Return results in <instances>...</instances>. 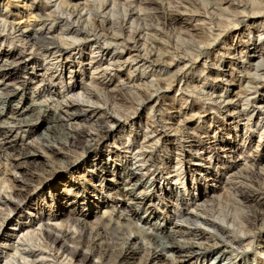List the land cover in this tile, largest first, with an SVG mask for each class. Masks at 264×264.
<instances>
[{
    "label": "rangeland",
    "instance_id": "374dc122",
    "mask_svg": "<svg viewBox=\"0 0 264 264\" xmlns=\"http://www.w3.org/2000/svg\"><path fill=\"white\" fill-rule=\"evenodd\" d=\"M129 10L141 19L131 24L143 29L139 52L130 49L132 43L97 52L95 38L79 40V34L71 41L72 28L100 13L125 20L127 37ZM170 11L178 14L169 18ZM77 15L80 23L72 24ZM37 31L73 43L63 46L62 67L56 66L57 54L44 59L25 48L21 32ZM11 54L28 65L7 59ZM116 55L121 58L112 63ZM129 57L135 61L123 63ZM258 63L264 64V0H0V123L3 133L13 127L8 140L15 139L0 152V182L12 179L14 186H0V264H22L23 256V264H82L83 255L89 257L85 264H223L230 254L236 264H264V206L247 183L233 177L245 169L262 172L260 180L251 178L264 198V82L247 84L249 75L264 80L254 69ZM73 100L78 118L62 124L93 135L108 127L100 142L74 152L63 146L65 127H51V119L65 118L63 105ZM18 101L20 113L33 103L24 111L33 126H13ZM42 132L62 141L60 153L43 147ZM24 147L36 156L34 163L10 172L14 162L7 154L16 156ZM129 171L136 177L128 180ZM135 180L143 183L133 195L147 199L131 215L121 206L130 201L121 189ZM255 211L261 222L252 221ZM186 213L214 225L186 221ZM49 226L60 238L56 246L40 234ZM30 233L40 248L24 242ZM172 235L182 245L207 248L205 258L158 256L157 241L169 242ZM66 244L76 257L60 252ZM16 247L29 255L16 253ZM222 251L231 253L220 259Z\"/></svg>",
    "mask_w": 264,
    "mask_h": 264
},
{
    "label": "bare ground",
    "instance_id": "6f19581e",
    "mask_svg": "<svg viewBox=\"0 0 264 264\" xmlns=\"http://www.w3.org/2000/svg\"><path fill=\"white\" fill-rule=\"evenodd\" d=\"M148 3V2H147ZM147 5V4H146ZM150 5V4H149ZM100 6L101 7H105V8H107V6H106V3H100ZM111 6H113V5H111ZM57 8H58V6H57ZM105 8H104V10H105ZM146 9L148 10L149 8H147L146 7ZM158 9V8H157ZM97 10V9H96ZM103 10V11H104ZM130 10H132V9H130ZM128 11V14H127V12L126 11H124V17L125 18H127V20H130V25L134 22V21H141V19H139L140 17H138V15L136 16V12L134 13L133 11L131 12V11ZM68 11H70V10H68ZM71 11H73V10H71ZM70 11V12H71ZM77 11V10H76ZM92 11V10H91ZM94 11V10H93ZM92 11V12H93ZM102 11V13H104ZM173 11V10H172ZM172 11H170V13H168V17L169 18H173V17H175L178 13H177V11L175 12H172ZM66 12V11H65ZM167 13V12H166ZM73 14V13H72ZM71 14V15H72ZM78 14V13H77ZM101 14V13H100ZM100 14H98V15H95L93 18H92V21H89V22H85L84 23V21H83V23L81 24V27L82 28H79V29H71L69 32H72V34H73V36H71V41H76V40H78V37H77V35L79 34V36H81V38H79V40L80 39H82V40H84V39H88L90 36L91 37H94L95 38V40L97 41L95 44L97 45L96 47L98 48V51L97 52H102V53H104V52H107L106 50H103V48L104 47H109V46H114L116 49H121L122 48V46L123 47H126L127 45H128V43H132V46L130 47V49H135V52H139L138 50H137V44L138 43H140V42H142V39H143V29H140V27L141 26H139V27H135V28H131L132 27V25L127 29V31H126V33H127V37L125 36V34H124V31L126 30H123V28H124V23H125V20H124V22L121 20H116V19H111L110 17H107L106 15H100ZM131 14V15H130ZM148 14V13H147ZM145 15V14H144ZM143 15V16H144ZM146 16V15H145ZM144 16V17H145ZM148 16H150V15H148ZM147 16V17H148ZM66 17V16H65ZM78 17V15L76 16V18ZM133 17V18H132ZM142 17V16H141ZM144 17H142V18H144ZM147 17H145V18H147ZM67 18V17H66ZM65 18V19H66ZM75 18V20L73 19V21L74 22H72V24L73 23H77V25H78V23H80V20H81V18L80 17H78L77 19ZM152 19V18H151ZM165 19V18H164ZM170 20V19H169ZM68 20H66V22H67ZM72 21V20H71ZM143 21V20H142ZM147 21V20H146ZM64 22V21H63ZM128 22V21H127ZM129 23V22H128ZM135 23V22H134ZM65 24H68V23H65ZM64 24V25H65ZM84 24V25H83ZM140 24H141V22H140ZM83 25V26H82ZM66 26V25H65ZM70 26V25H69ZM90 26V27H89ZM136 26H138V25H136ZM142 26H144L145 27V25H142ZM147 27V26H146ZM11 28V27H10ZM65 28V27H64ZM70 28V27H69ZM114 31H117L118 33L117 34H119V35H117V34H114V33H116V32H114ZM147 31H152V29H148ZM146 31V32H147ZM63 34H65V33H63ZM122 34H124V36L127 38H124L125 40H121L122 39V37H121V35ZM147 34V33H146ZM152 34V33H151ZM147 36V35H146ZM21 37H23V40L25 41V48L27 47V49L28 50H30V51H33V53L34 54H36V55H39V56H41V57H43L44 59H46V58H49L50 56H54V55H56L57 54V57L56 58H54V59H58L57 60V64H56V66L57 67H62V60L64 59V55H65V52H66V49L65 48H63V46H66V47H68V48H70L71 46H72V44L73 43H67V42H65V41H63V35L62 36H60L59 38H53L51 35L49 36V37H47V36H45V35H43V33L42 32H33L32 34H25L24 32H21ZM67 39V38H66ZM22 40V39H21ZM150 40V39H149ZM145 42V41H144ZM157 44V43H156ZM141 45V44H140ZM151 45H152V49L150 50V52L148 53V55H147V60H150L151 59V53L153 52V41H152V39H151ZM139 47V46H138ZM142 47V46H141ZM129 48V47H128ZM107 49V48H106ZM24 50V49H23ZM129 50V49H128ZM141 51V50H140ZM142 51H143V49H142ZM137 54V53H136ZM105 55H107L106 53L105 54H103V56H105ZM141 56V55H140ZM146 57V56H145ZM6 58L7 59H11V61L12 60H18L22 65H24V67H26L27 65H28V63L26 62V60H22V59H20L19 58V56H17V55H7L6 56ZM120 58H121V56L119 57V55H116V56H113L112 58H110L109 60L112 62V63H117L118 62V60H120ZM17 61V62H18ZM93 61V60H92ZM129 61H131V62H133V61H135V59H134V57H129L128 59H126L125 61H123V63H127V62H129ZM100 62L101 61H96V62H94L93 61V65H97L98 67L100 66ZM8 63H9V61H8ZM108 63H110V62H108ZM119 63H121L120 61H119ZM163 64V63H162ZM7 65V64H6ZM5 65V66H6ZM92 65V64H91ZM111 65V64H110ZM113 65V64H112ZM116 65V64H115ZM4 66V65H3ZM130 66V65H129ZM151 66V64H149L148 65V67H150ZM8 67V66H7ZM147 67V68H148ZM152 67V66H151ZM92 68H94V67H92ZM256 71H262V73L264 74V64L263 63H258V64H256V66H255V68H254ZM101 70H103V69H101ZM262 73H261V75H262ZM254 75V74H253ZM247 76V75H246ZM249 76H251V77H247V78H249L248 79V81H247V84H255V85H257V84H259L260 82H264V80H262V78L263 77H261V76H259V75H257V76H252V75H249ZM253 77V78H252ZM244 80V79H243ZM2 82V81H1ZM23 85H24V83H22ZM245 84H246V82H245ZM3 86H4V88L3 89H5L6 87H8V84H2ZM9 85H11V84H9ZM245 87H246V85H245ZM248 87V86H247ZM249 88V87H248ZM14 89V88H13ZM98 89V88H97ZM245 89V88H244ZM8 90V89H7ZM9 91H11V90H9ZM98 93V92H97ZM101 93V92H100ZM99 93V94H100ZM247 93V92H246ZM4 94V93H3ZM8 94V93H7ZM19 94V92H18V90L17 91H14V92H11V94H8L6 97H5V101H3V102H8V101H11L12 99H14L17 95ZM104 95V94H103ZM2 96V95H1ZM4 97V96H3ZM22 97V96H21ZM245 97H246V95H245ZM21 100V99H20ZM244 100H246V101H248L247 99H245L244 98ZM76 102V101H75ZM78 102V101H77ZM32 103V102H31ZM19 104H21V101H18L16 104H14L15 105V107H13V110H12V116L10 117V119L13 121V123L12 124H14L13 126H21V127H30V126H33L34 124H35V122L34 123H32V121H31V118L29 119L28 118V116L30 117V114L29 115H25V112L24 111H29V110H31V107H33V103L32 104H30V105H28L27 107H26V109L24 110V111H22L21 113L19 112V109L20 108H18V105ZM36 105V104H35ZM64 106V109H65V118H63V117H55L53 120L51 119V122H53V125L51 126V127H58V126H60V127H65V133H66V143H64V147L66 148V150H75L77 147H78V149L79 148H81L82 150L83 149H86V148H90V147H93L92 146V142H100L102 139H103V137H102V135L103 134H105V132L104 131H108V129H106V128H108V127H102V128H100V130H99V134H97V135H93L91 132H90V130H86V129H83V128H75V127H71V128H69V127H67L66 126V124H62L63 122H65L64 121V119H66V121H70V120H77V116H75L73 113H72V111L74 110V108H75V103H74V100H73V102L71 101V102H67L66 104H64L63 105ZM30 107V108H29ZM33 111V110H32ZM41 112V110H39L38 111V113H40ZM244 112V111H243ZM34 113V112H33ZM32 113V114H33ZM1 116H2V114L0 113V119H1ZM37 118V117H36ZM53 118V117H52ZM33 120V119H32ZM37 120V119H36ZM113 120H114V118H113ZM249 120V119H248ZM50 121V120H49ZM3 123H4V121H3ZM74 123V122H73ZM57 124H59L58 126H57ZM114 124V123H113ZM3 124H1L0 123V136L2 137V141L4 142L3 144H0V152H2V151H4L5 149H7V147H8V145L9 144H11L12 143V141L13 140H15V139H13V140H8V135L11 133V131H12V128L13 127H10V126H8L5 130V132L3 133L1 130H2V127H4V126H2ZM85 128V127H84ZM55 129V128H54ZM60 129V128H59ZM105 129V130H104ZM51 130V129H50ZM53 130V129H52ZM47 131H48V128H47ZM55 131V130H54ZM61 132H62V130H60ZM51 132V131H50ZM59 132V131H58ZM55 133V132H54ZM64 133V134H65ZM60 134V133H59ZM41 135H42V141L44 140L46 143H45V146H44V144H43V147L45 148V149H47L49 152H55V153H60V150H62V147H61V145H62V141L60 142V141H56V140H54V139H51L52 137L50 136V133L48 134V133H45V132H42L41 133ZM52 135V134H51ZM54 136V135H53ZM51 139V140H50ZM59 139V138H58ZM88 139L90 140V141H88ZM83 141H85V143L83 144ZM55 142V143H54ZM60 145H58V144ZM93 143V144H94ZM66 144V145H65ZM10 146V145H9ZM56 146L57 147H60L59 149H56ZM20 150V149H19ZM74 150H73V152H74ZM88 150V149H87ZM62 154V153H61ZM66 154V153H65ZM8 155V156H7ZM6 156L8 157V159H7V161H9V160H11L12 162H14V164H12V169H9V171L11 172L12 170H14L15 168L16 169H18V168H20L21 167V165H22V163H24V164H30L31 162H33L34 163V161H35V155H34V153H32V152H30V149L29 148H27V147H24V148H22V150H20V151H18V153H17V155L16 156H11L10 154H7ZM63 155V154H62ZM67 155V154H66ZM32 164V163H31ZM66 164H67V162H66ZM9 165V164H8ZM68 165V164H67ZM10 166V165H9ZM49 167V166H48ZM10 168V167H9ZM45 171L47 172V173H50L51 171H50V169L48 170V169H45ZM10 172H9V175H11L10 174ZM7 173H8V171H7ZM109 172H107V174H108ZM32 176V175H31ZM126 176V175H125ZM254 176V177H253ZM136 176H135V173H133V172H131V171H129V172H127V178H128V180H131V179H133V178H135ZM234 179L238 182V183H242L243 185L245 184V183H247V185H245V186H248V187H251V190H249V193L250 194H252L253 196H255V197H257V198H259V200H261V203H260V205H258L259 207L260 206H264V198H262V199H260L261 198V196H260V194H258V190H256V189H253V187L255 186V183L256 182H252V178L254 179V180H260L261 179V177L263 178V176H262V172L260 173V172H257V173H255V172H251V171H249L248 169H245L243 172H239V173H237V174H234ZM252 177V178H251ZM13 180H14V178H13ZM11 181H12V179H11ZM9 179H6V180H1V182H0V186H2V188H3V186L4 185H6L7 186V188L6 189H8V190H10V191H12V190H14V186H12L11 184H12V182H11ZM235 181V182H236ZM14 183V182H13ZM143 182H142V180H135V182L134 183H132L129 187H125V188H122L121 189V191H122V194L124 195V196H127V197H129L128 199L130 200L128 203H127V205L125 204L124 205V203H123V205H122V203H121V206H125V210H128V212L129 213H131V215H135V213H136V210H138V209H140L141 207H143L144 206V204H145V201H146V197H143V198H140V197H138V196H134L133 195V191H134V189H135V187L137 186V185H141ZM257 186V185H256ZM123 187V186H122ZM247 187V188H248ZM141 193H142V191H141ZM238 193V192H237ZM240 193V192H239ZM260 193L262 194V192L260 191ZM144 194V193H143ZM234 194H236V193H234ZM141 195V194H140ZM8 196H12V195H8ZM236 196L237 197H239L240 198V200H245L246 199V197H244L241 193L239 194V195H237L236 194ZM262 196H264V194H262ZM248 197V196H247ZM1 198V197H0ZM2 199V198H1ZM125 201V200H124ZM9 202H10V200H9ZM9 202H5L6 204H7V208H9V210H12V206L10 205V203ZM242 202V201H241ZM4 203V204H5ZM258 210V209H257ZM206 211V210H205ZM259 211H260V209H259ZM256 212V211H255ZM261 212V211H260ZM262 213V212H261ZM189 214V215H188ZM122 216H123V218L126 220H129V217H125V216H128V215H123L122 214ZM262 215L257 211L256 213H254V215H252L251 217H252V221L253 222H261V220H262V217H261ZM250 217V218H251ZM201 220V222H203V223H206V224H210V225H214L213 223H211L209 220H207L206 218L205 219H201L200 217H198V216H196V214H191L190 215V213H186V216H185V220L186 221H196V220ZM262 221H264V220H262ZM80 223V222H79ZM84 225V224H83ZM217 226V225H216ZM215 226V227H216ZM81 227H82V225H81ZM82 228H84V227H82ZM216 228H219L218 226L216 227ZM221 228V227H220ZM55 228H50V226H49V229H41V231H40V234H41V236L45 239V240H47V242H51V244L52 245H54V246H56V245H58L59 243H60V238H59V236H57L56 235V231L54 230ZM60 230V229H59ZM81 230V229H80ZM79 230V231H80ZM241 230V229H240ZM82 231V230H81ZM142 231H143V233H145V230L142 228ZM59 232V231H58ZM65 232V231H64ZM147 233V232H146ZM182 233V232H181ZM60 234H62V233H60ZM148 234V233H147ZM147 234H144L145 235V237H149V236H147ZM152 234V233H151ZM66 235V234H65ZM64 235V236H65ZM154 235V234H153ZM156 235V234H155ZM243 235H244V233H243ZM171 236V235H170ZM201 236V235H200ZM35 236H34V234L33 233H30L29 235H28V238L26 239V241H24V242H26V243H29L30 241H31V244L29 245V244H27L28 246H29V248H40V246L38 245V244H35L36 242L35 241H37L36 239L37 238H34ZM66 238H68L67 237V235L65 236ZM80 237H82V235L80 236ZM169 237V236H168ZM61 238H63V237H61ZM75 238V237H74ZM135 238V237H134ZM69 239V238H68ZM81 239V238H80ZM83 239V238H82ZM81 239V240H82ZM155 239V238H154ZM80 240V241H81ZM147 240L148 241H150V242H152L153 241V239L150 237V238H147ZM231 240V242H233L234 243V239L232 240V239H230ZM73 241V240H72ZM71 241V242H72ZM238 241V240H237ZM46 242V241H45ZM74 242H75V240H74ZM155 242V241H154ZM158 242V244H157V247L159 248V250H160V254L158 255V256H160V257H163L164 255H163V252H166V253H168V252H171V253H176V254H178V255H187L188 257H199V256H203L204 258H205V256H206V252H207V248H198V249H194L193 248V246H187V245H182V244H180L179 242H177L176 241V239H175V237L172 235V238L171 239H169V242H165V243H162L161 241H157ZM75 243H77L78 244V242H75ZM64 244V243H63ZM79 245V244H78ZM75 246V245H74ZM154 246H156V245H154ZM53 247V246H52ZM42 248V247H41ZM55 248V247H54ZM156 248V247H155ZM44 249V248H43ZM50 249V248H49ZM142 249V248H141ZM46 250V249H45ZM59 250H60V252L62 253V254H68L69 256L71 255V257H76L75 256V254H72V253H74V249L72 250L71 249V247H69V246H67V244L65 245V246H60V248H59ZM75 250H77V249H75ZM158 250V251H159ZM13 251H15L16 253H18V254H20V255H26V256H28L29 255V252H27V251H25V250H20V249H18L17 247L16 248H14L13 249ZM39 251H42L41 249H39ZM44 251V250H43ZM48 252H47V254L49 253H51L50 252V250H47ZM52 251V250H51ZM55 251V250H54ZM45 252V251H44ZM153 253H156V252H153ZM152 253V254H153ZM231 253V251L229 252H227V251H222V253L220 254V259H222V258H224L225 257V255L226 254H230ZM40 254H42V253H40ZM204 254V255H203ZM19 255V256H20ZM156 255H157V253H156ZM237 255V254H236ZM46 257H47V255H45ZM45 256L43 257V258H45ZM78 256V255H77ZM125 256V255H124ZM123 256V257H124ZM229 256H233L232 254H230ZM227 257L226 258V261H225V263H223V264H236V262L235 261H232L231 260V258L230 257ZM14 257V256H13ZM12 257V258H13ZM21 257V256H20ZM122 257V258H123ZM160 257H158V258H160ZM23 258H25L24 256L21 258L23 261V263H24V261H25V259H23ZM42 258V259H43ZM78 258V257H77ZM81 258H82V264H85L88 260H89V257L88 256H86V255H83V256H81ZM124 259H126V257H124ZM13 261H14V258L12 259ZM81 260V259H80ZM16 261V260H15ZM14 261V262H15ZM14 262H12V263H14ZM27 262V261H26ZM9 263V262H8ZM10 263H11V260H10ZM11 263V264H12ZM16 263V262H15ZM14 263V264H15ZM22 263V264H23ZM81 264V263H80Z\"/></svg>",
    "mask_w": 264,
    "mask_h": 264
}]
</instances>
